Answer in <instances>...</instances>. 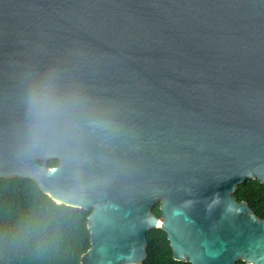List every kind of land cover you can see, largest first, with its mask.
Returning <instances> with one entry per match:
<instances>
[{
  "label": "water",
  "instance_id": "1",
  "mask_svg": "<svg viewBox=\"0 0 264 264\" xmlns=\"http://www.w3.org/2000/svg\"><path fill=\"white\" fill-rule=\"evenodd\" d=\"M0 177L90 211L84 264L141 263L152 228L264 264L233 195L264 185V0H0Z\"/></svg>",
  "mask_w": 264,
  "mask_h": 264
},
{
  "label": "trees",
  "instance_id": "2",
  "mask_svg": "<svg viewBox=\"0 0 264 264\" xmlns=\"http://www.w3.org/2000/svg\"><path fill=\"white\" fill-rule=\"evenodd\" d=\"M47 163L53 166L58 160ZM233 195L264 219V185L257 179L239 184ZM89 212L54 201L30 178L0 177V264H84ZM152 212L161 216L158 203ZM146 237L147 255L139 264H190L172 257L161 228L150 229Z\"/></svg>",
  "mask_w": 264,
  "mask_h": 264
},
{
  "label": "flooded vegetation",
  "instance_id": "3",
  "mask_svg": "<svg viewBox=\"0 0 264 264\" xmlns=\"http://www.w3.org/2000/svg\"><path fill=\"white\" fill-rule=\"evenodd\" d=\"M119 117V116H118ZM112 120H113V122L115 121V120H117L116 118H115V116L114 115H112ZM119 119H120V122H121V126H123L124 124H125V119L123 118V117H119ZM131 124V115H130V117H129V125Z\"/></svg>",
  "mask_w": 264,
  "mask_h": 264
}]
</instances>
